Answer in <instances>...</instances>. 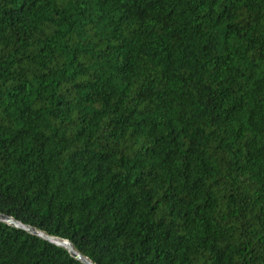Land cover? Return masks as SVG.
<instances>
[{
    "label": "trees",
    "instance_id": "1",
    "mask_svg": "<svg viewBox=\"0 0 264 264\" xmlns=\"http://www.w3.org/2000/svg\"><path fill=\"white\" fill-rule=\"evenodd\" d=\"M0 214L94 264H264V0H0ZM0 264H82L0 222Z\"/></svg>",
    "mask_w": 264,
    "mask_h": 264
},
{
    "label": "water",
    "instance_id": "2",
    "mask_svg": "<svg viewBox=\"0 0 264 264\" xmlns=\"http://www.w3.org/2000/svg\"><path fill=\"white\" fill-rule=\"evenodd\" d=\"M0 222L4 223L12 228H17L25 233H28L30 235L36 236L58 248H62L64 250H66L69 255L71 256V258H73L74 260L82 263V264H94L92 263L88 258H86L85 256H83L80 252H78L74 245L64 239H60L57 237H53L50 236L34 227L28 226V225H24L21 222H18L16 220H14L12 217H9L7 215H3L0 214Z\"/></svg>",
    "mask_w": 264,
    "mask_h": 264
}]
</instances>
